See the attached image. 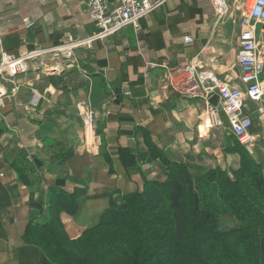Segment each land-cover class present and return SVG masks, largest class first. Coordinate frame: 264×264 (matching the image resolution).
Masks as SVG:
<instances>
[{
	"label": "crops",
	"instance_id": "obj_1",
	"mask_svg": "<svg viewBox=\"0 0 264 264\" xmlns=\"http://www.w3.org/2000/svg\"><path fill=\"white\" fill-rule=\"evenodd\" d=\"M227 1L233 12L218 20L211 0H166L138 30L128 27L92 48L76 49L71 67L60 72L70 89L55 86V63L47 59L43 70L0 79V264H53L24 240L31 220L48 219L52 189L77 196L80 211L59 214L68 237L77 239L99 224L112 201L140 191L146 180L163 178L147 139L165 158L194 171L239 169L240 156L232 152L237 139L219 92L202 97L199 87L180 84L182 77L169 72L193 63L243 87L238 51L244 9ZM24 19L35 27L26 28ZM96 31L85 0H0V52L19 56L69 38L85 40ZM34 90L42 96L36 109ZM82 101L95 112L92 130L80 118ZM207 105L219 111L223 128L208 126ZM259 106L264 108V99L249 101L246 114L259 136L250 154L264 165Z\"/></svg>",
	"mask_w": 264,
	"mask_h": 264
},
{
	"label": "trees",
	"instance_id": "obj_2",
	"mask_svg": "<svg viewBox=\"0 0 264 264\" xmlns=\"http://www.w3.org/2000/svg\"><path fill=\"white\" fill-rule=\"evenodd\" d=\"M55 86L63 75L52 77ZM163 178L111 202L99 224L70 239L59 214L80 211L76 195L50 191L48 219L24 234L53 264H264V165L237 141L240 166L194 171L173 162L147 139ZM54 195V197H52ZM224 216L238 226L221 232Z\"/></svg>",
	"mask_w": 264,
	"mask_h": 264
},
{
	"label": "built area",
	"instance_id": "obj_3",
	"mask_svg": "<svg viewBox=\"0 0 264 264\" xmlns=\"http://www.w3.org/2000/svg\"><path fill=\"white\" fill-rule=\"evenodd\" d=\"M166 0H85L86 13L95 23L97 31L88 39L75 40L69 38L65 43L52 48L31 51L19 56L6 50L0 52V79L27 76L32 70H43L45 62L53 61L52 74H60L72 64L73 52L80 48H92L97 41H104L128 27L138 30L140 22L152 12L160 8ZM218 20L228 17L233 11L227 0H211ZM243 7L240 26L243 32L239 37L238 64L241 71L243 87H233L222 81L213 71L189 63L188 65L170 69L173 79L182 77L180 84L193 86L202 90L205 97L210 91H218L223 112L227 117L230 130L239 144L249 153L256 148L259 136L251 129L253 120L246 114L248 102L261 104L264 99V0H235ZM26 28H34L35 22L24 19ZM191 43V37L184 38ZM1 43V42H0ZM43 59L47 61L43 62ZM50 61V62H51ZM179 84V85H180ZM62 87L70 89L65 81ZM42 96L32 92L31 107H39ZM79 115L84 128H95L96 116L88 102L79 103ZM210 128H223L224 123L219 111L210 105L204 109ZM258 111L264 113L259 106ZM66 121V120H65Z\"/></svg>",
	"mask_w": 264,
	"mask_h": 264
},
{
	"label": "rangeland",
	"instance_id": "obj_4",
	"mask_svg": "<svg viewBox=\"0 0 264 264\" xmlns=\"http://www.w3.org/2000/svg\"><path fill=\"white\" fill-rule=\"evenodd\" d=\"M68 68H65L64 70H67ZM50 71H54V69L51 68ZM49 71V72H50ZM238 226V223L231 217V216H224L223 220L220 223V231H228L236 228Z\"/></svg>",
	"mask_w": 264,
	"mask_h": 264
}]
</instances>
